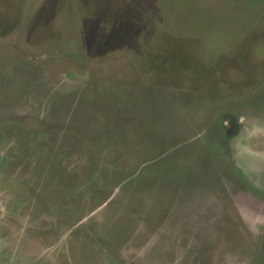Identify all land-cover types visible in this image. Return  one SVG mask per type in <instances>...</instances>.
Instances as JSON below:
<instances>
[{"label":"rangeland","instance_id":"1","mask_svg":"<svg viewBox=\"0 0 264 264\" xmlns=\"http://www.w3.org/2000/svg\"><path fill=\"white\" fill-rule=\"evenodd\" d=\"M0 264H264V0H0Z\"/></svg>","mask_w":264,"mask_h":264}]
</instances>
